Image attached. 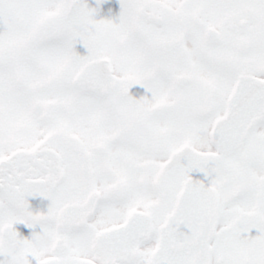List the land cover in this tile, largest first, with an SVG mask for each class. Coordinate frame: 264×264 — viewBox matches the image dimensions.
Segmentation results:
<instances>
[{
	"label": "snow or ice",
	"instance_id": "1",
	"mask_svg": "<svg viewBox=\"0 0 264 264\" xmlns=\"http://www.w3.org/2000/svg\"><path fill=\"white\" fill-rule=\"evenodd\" d=\"M94 2L0 0V264H264V0Z\"/></svg>",
	"mask_w": 264,
	"mask_h": 264
},
{
	"label": "flooded vegetation",
	"instance_id": "2",
	"mask_svg": "<svg viewBox=\"0 0 264 264\" xmlns=\"http://www.w3.org/2000/svg\"><path fill=\"white\" fill-rule=\"evenodd\" d=\"M90 4H91V6L94 7L95 6L94 0H91ZM114 5H117L119 8H114ZM109 9H111V16L108 15ZM118 11H120L119 0H109L108 3L103 5L101 16H99L97 18H112L114 16V14H116V15L119 14ZM76 51L80 55H86L87 54V50L83 47L82 44L76 45ZM130 95L134 99H140V97H142V96H147L148 98L151 97V93L148 92L144 87H142L140 85L133 86L130 89ZM190 175L192 176V178L194 180H203L205 183H208V179H206L204 177L203 173L193 171L192 173H190ZM49 203L50 202L48 200H46L42 197H29V204H30L31 210L33 212H46ZM17 230L20 231L21 234L25 237H29L32 233V229H28L23 225H18ZM35 230L40 231L39 226H37V228ZM252 234L253 235L256 234L255 230H253Z\"/></svg>",
	"mask_w": 264,
	"mask_h": 264
},
{
	"label": "rangeland",
	"instance_id": "3",
	"mask_svg": "<svg viewBox=\"0 0 264 264\" xmlns=\"http://www.w3.org/2000/svg\"><path fill=\"white\" fill-rule=\"evenodd\" d=\"M90 1L91 0H88V3L90 4ZM90 6H91V4H90ZM114 8H119L117 5H114ZM119 12V11H118ZM116 16H118V15H116V14H114V16L112 17V18H115Z\"/></svg>",
	"mask_w": 264,
	"mask_h": 264
}]
</instances>
